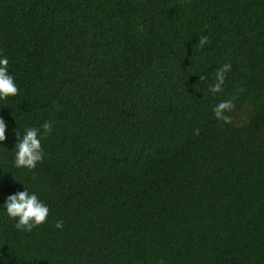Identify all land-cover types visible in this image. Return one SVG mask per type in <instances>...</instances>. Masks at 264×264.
Segmentation results:
<instances>
[{
    "label": "trees",
    "instance_id": "16d2710c",
    "mask_svg": "<svg viewBox=\"0 0 264 264\" xmlns=\"http://www.w3.org/2000/svg\"><path fill=\"white\" fill-rule=\"evenodd\" d=\"M0 55V204L49 207L31 232L0 209L6 264H264V0H0ZM46 120L16 169L12 130Z\"/></svg>",
    "mask_w": 264,
    "mask_h": 264
},
{
    "label": "clouds",
    "instance_id": "9594fccd",
    "mask_svg": "<svg viewBox=\"0 0 264 264\" xmlns=\"http://www.w3.org/2000/svg\"><path fill=\"white\" fill-rule=\"evenodd\" d=\"M207 40L206 36L199 37L198 43L203 46ZM230 68V64H223L216 70L215 83L208 88L211 94L215 95L222 92L226 73ZM200 79L203 80L205 77L201 76ZM18 91L15 77L9 72V60L6 56L0 55V101L16 96ZM234 107L232 99L220 101L212 108L214 119L223 123H230L231 117L227 113L231 112ZM53 127L54 123L46 120L39 127H25L22 130L13 129L15 143L12 166L16 169H34L44 159L42 140L52 132ZM7 130L6 121L0 117V143L7 139L5 135ZM194 131L196 135L199 134V129ZM0 209H3L7 216L15 221L14 228L21 232H31L34 228L44 224L49 215L48 205L34 192L30 193L24 185L22 191L8 195L3 204H0ZM54 227L62 230L64 227L63 220H57ZM0 264H6L3 256H0Z\"/></svg>",
    "mask_w": 264,
    "mask_h": 264
}]
</instances>
